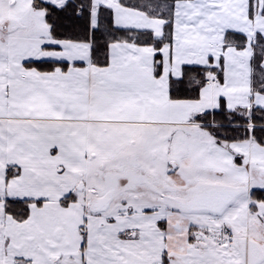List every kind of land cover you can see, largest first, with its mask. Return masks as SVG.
Wrapping results in <instances>:
<instances>
[{"label":"snow or ice","instance_id":"6c2138e0","mask_svg":"<svg viewBox=\"0 0 264 264\" xmlns=\"http://www.w3.org/2000/svg\"><path fill=\"white\" fill-rule=\"evenodd\" d=\"M0 264H264V0H0Z\"/></svg>","mask_w":264,"mask_h":264}]
</instances>
